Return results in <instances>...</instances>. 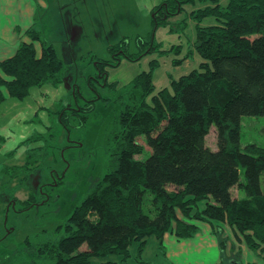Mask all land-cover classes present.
<instances>
[{
	"label": "trees",
	"instance_id": "16d2710c",
	"mask_svg": "<svg viewBox=\"0 0 264 264\" xmlns=\"http://www.w3.org/2000/svg\"><path fill=\"white\" fill-rule=\"evenodd\" d=\"M188 1L167 0L155 6L153 24L179 13ZM199 12L216 20L196 26L199 68L172 80L170 90L153 94L150 72L139 73L121 88L112 100L116 110L103 145L110 169L56 228L55 238L26 240L23 252L33 257L29 264H89L92 257L109 254L126 259L133 242L141 253L149 236L160 246L165 234L193 239L201 223L219 225L213 226L216 234L228 226L264 264V148L239 145L241 118L264 116V0H227L224 5L217 0ZM34 18L26 31L29 42H20L13 56L0 61V103L62 81L65 64L43 38L37 26L41 16ZM124 43L120 41L118 49ZM108 63L95 59L96 73L88 87L101 79L100 87L117 92V85L105 81ZM66 110L83 123L84 116L72 107L59 112L61 121L69 116ZM91 110V104H85L78 112ZM211 126L217 132L216 150L205 145ZM141 135L150 152L139 159L136 156L145 152L137 141ZM36 163L28 154L22 167ZM234 188L244 197H236ZM32 201L31 195L21 203ZM219 248L223 264H244L240 251L236 255L228 249L231 254H226L225 241Z\"/></svg>",
	"mask_w": 264,
	"mask_h": 264
},
{
	"label": "rangeland",
	"instance_id": "374dc122",
	"mask_svg": "<svg viewBox=\"0 0 264 264\" xmlns=\"http://www.w3.org/2000/svg\"><path fill=\"white\" fill-rule=\"evenodd\" d=\"M46 1L49 8L37 26L65 69L59 84L34 87L22 99L11 97L0 103V264H29L33 257L23 252L26 240L55 238L56 228L110 169L103 145L116 110L112 100L121 88L139 73L150 72L153 94L161 88L170 90L172 80L200 66L202 59L194 45L197 24L206 26L216 21L199 11L217 0L185 2L179 13L159 19L155 25L153 9L167 0ZM218 1L222 5L227 2ZM122 40L124 48L118 49ZM95 59L109 61L105 81L117 85V92L100 87L101 79L88 87L89 78L96 73ZM85 104H91L92 110L79 113ZM70 107L84 116L82 124L67 110L68 118L60 120L59 112ZM137 141L145 152L136 158H145L150 150L144 137L138 136ZM216 143L217 132L211 126L205 145L216 150ZM250 143L264 148V116L241 118L239 145L243 148ZM28 154L37 163L25 168L22 166ZM240 178L243 180L242 174ZM232 193L244 197L242 190L234 188ZM31 195L32 205L21 203ZM149 196L147 193L145 198ZM201 226L192 240L167 235L160 246L154 236H149L141 253L133 242L126 259L109 254L92 257L89 264H223L221 241L226 242V254H231L228 249L236 255L240 251L242 261L261 263L234 238L228 226L219 234L213 232V226H219L215 223Z\"/></svg>",
	"mask_w": 264,
	"mask_h": 264
},
{
	"label": "crops",
	"instance_id": "0c3cea01",
	"mask_svg": "<svg viewBox=\"0 0 264 264\" xmlns=\"http://www.w3.org/2000/svg\"><path fill=\"white\" fill-rule=\"evenodd\" d=\"M48 8L46 0H0V61L13 56L20 42H29L26 31L33 25L34 17L37 14L43 16ZM34 46L39 54V44L36 42ZM167 235L171 237L170 234H165L164 237ZM254 262L250 259L244 261V264Z\"/></svg>",
	"mask_w": 264,
	"mask_h": 264
}]
</instances>
